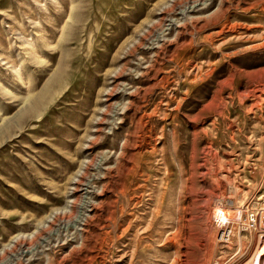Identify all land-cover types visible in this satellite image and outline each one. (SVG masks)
Segmentation results:
<instances>
[{
  "label": "rangeland",
  "instance_id": "obj_1",
  "mask_svg": "<svg viewBox=\"0 0 264 264\" xmlns=\"http://www.w3.org/2000/svg\"><path fill=\"white\" fill-rule=\"evenodd\" d=\"M262 211L264 0H0V264H264Z\"/></svg>",
  "mask_w": 264,
  "mask_h": 264
},
{
  "label": "bare ground",
  "instance_id": "obj_2",
  "mask_svg": "<svg viewBox=\"0 0 264 264\" xmlns=\"http://www.w3.org/2000/svg\"><path fill=\"white\" fill-rule=\"evenodd\" d=\"M146 47V46H145ZM163 48V47H162ZM121 71V70H120ZM155 71V70H154ZM122 73V72H121ZM120 74V73H119ZM118 74V75H119ZM116 77V76H115ZM111 86V85H110ZM109 86V87H110ZM114 87H116V86H114ZM113 88V87H112ZM111 88V89H112ZM106 89V88H105ZM138 89V88H137ZM129 90H131V89H129ZM107 91V90H106ZM116 91V90H115ZM105 93H107V96H108V98L110 97V96H114V94H111L112 92L111 91H109V89H108V92H105ZM132 94H133V92H132ZM101 98H102V96H101ZM107 101V100H106ZM102 103V102H101ZM103 106V105H102ZM102 108V107H101ZM100 108V109H101ZM108 106H106V111L105 112H108ZM104 111V108L103 109H101V111ZM112 110V109H111ZM100 111V112H101ZM104 112V113H105ZM122 112V111H121ZM107 114V113H106ZM104 114H102V117L100 116L99 118H100V121L99 122H102L103 120H105L107 117H105V119H103L104 117ZM115 116V115H114ZM98 118V117H97ZM98 118V119H99ZM97 119V120H98ZM122 120V119H121ZM106 121H109V120H106ZM95 122H96V120H95ZM92 130H93V128H91ZM95 129V128H94ZM103 129V128H102ZM99 131V127L97 128V130H96V132H98ZM98 136H96V137H94V139H93V142L94 141H96ZM216 209H218V212H217V215H216V217H215V219H214V223H216L217 225H218V234H223V237L225 238V236L224 235H227L228 234V232H230L229 233V235H230V238L232 237V238H238V240L240 241V237L243 235V233L241 232L242 231V228L244 227V224L243 223H245V227L246 228H248L249 230L252 228V225H253V223H254V219H253V214H250L249 216H247L248 214H247V211L244 209V210H241V209H237V208H235V207H233V206H231V203H227V205L224 203V205L222 204H220L219 206H216ZM249 210H251V209H249ZM251 212V211H250ZM263 212V216H264V211H262ZM249 213V212H248ZM246 215V216H245ZM243 217H247V219H246V221H244L243 220ZM240 218H242L241 219V225L240 224H238V222H237V219L239 220ZM262 221L260 222V224L261 225H263V227H264V219H261ZM244 221V222H243ZM255 221H256V219H255ZM240 223V222H239ZM240 225V226H239ZM231 226V227H230ZM261 227V226H260ZM230 228H232V230L231 231H229V229ZM262 228V227H261ZM264 229V228H263ZM264 231V230H263ZM228 238V237H227ZM241 242V241H240ZM262 250H264V245L262 246ZM264 252V251H263ZM261 256V255H260ZM251 263H253V264H260L258 261H254V262H251ZM251 263H249V264H251Z\"/></svg>",
  "mask_w": 264,
  "mask_h": 264
}]
</instances>
